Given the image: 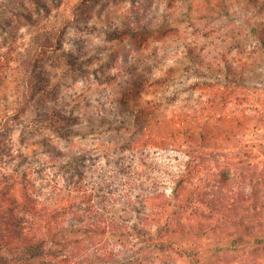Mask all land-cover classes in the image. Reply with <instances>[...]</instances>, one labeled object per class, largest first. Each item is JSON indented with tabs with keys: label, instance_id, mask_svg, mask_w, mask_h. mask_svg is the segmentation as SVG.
Masks as SVG:
<instances>
[{
	"label": "rangeland",
	"instance_id": "rangeland-1",
	"mask_svg": "<svg viewBox=\"0 0 264 264\" xmlns=\"http://www.w3.org/2000/svg\"><path fill=\"white\" fill-rule=\"evenodd\" d=\"M215 1L0 0V168L15 173L18 194L41 192L49 203L63 196L67 204L108 202L110 192L119 198L139 190L132 181L137 172L162 180L165 170L198 155L186 143L132 144L137 127L129 109L136 104L150 105L163 118L196 112L214 120L217 95L245 90L240 94L248 93L247 107L257 105L260 95L264 99L263 67L246 88L217 84V74L207 68L222 62L214 58L221 46L236 58L237 46L246 48L247 61L263 55L256 52L261 44L252 25L239 39L225 35V19L214 17ZM140 21L145 29L130 28ZM43 36L52 42L41 49L36 42ZM40 50L26 85L25 61ZM171 123L152 129L153 137L168 138L171 125L182 126ZM255 132L250 129L242 143L252 153L262 142ZM142 179L150 184L153 178ZM119 202L111 206L124 205ZM241 251L232 254L231 264Z\"/></svg>",
	"mask_w": 264,
	"mask_h": 264
},
{
	"label": "trees",
	"instance_id": "trees-1",
	"mask_svg": "<svg viewBox=\"0 0 264 264\" xmlns=\"http://www.w3.org/2000/svg\"><path fill=\"white\" fill-rule=\"evenodd\" d=\"M244 13L249 15L242 25L232 29ZM215 16L225 19V35L238 39L252 25L251 34L261 44L253 51L263 55L250 61L245 60L246 48L237 46L241 57L236 58L230 56L233 49L221 46L214 58L222 57L224 63L207 66L217 74V84L246 88L257 68L264 69V0H217ZM130 28L146 27L140 21ZM50 42L52 37L43 36L36 43L43 49ZM42 53L25 61L24 84L32 83L28 72ZM240 91L245 90L214 97V120H203L196 112L163 118L150 105L131 107L137 127L132 144L186 143L200 152L183 166L165 170L162 180L137 172L132 181L139 190L119 198L110 192L108 202L67 204L63 196L49 203L39 198L41 192L22 197L15 173L0 168V264H231L237 250L242 256L235 264H264V99L260 95L257 105L247 107L242 104L248 93ZM194 118L202 122L193 126ZM175 121L182 126L171 125L168 138L153 137L152 129ZM252 128L254 139L262 141L256 153L242 144ZM212 143L214 149H207ZM143 175L152 182L145 184ZM117 201L124 205L111 206Z\"/></svg>",
	"mask_w": 264,
	"mask_h": 264
}]
</instances>
